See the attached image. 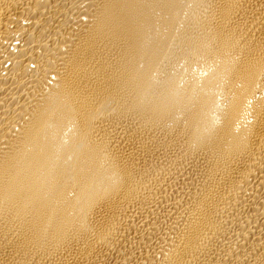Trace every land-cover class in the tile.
<instances>
[{"label":"bare ground","instance_id":"bare-ground-1","mask_svg":"<svg viewBox=\"0 0 264 264\" xmlns=\"http://www.w3.org/2000/svg\"><path fill=\"white\" fill-rule=\"evenodd\" d=\"M0 264H264V0H0Z\"/></svg>","mask_w":264,"mask_h":264}]
</instances>
